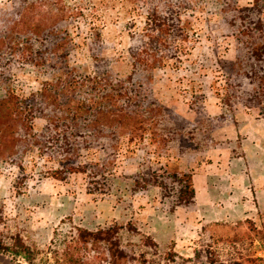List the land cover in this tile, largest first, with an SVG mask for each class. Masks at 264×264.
<instances>
[{
	"label": "rangeland",
	"instance_id": "1",
	"mask_svg": "<svg viewBox=\"0 0 264 264\" xmlns=\"http://www.w3.org/2000/svg\"><path fill=\"white\" fill-rule=\"evenodd\" d=\"M254 5L255 0H0L4 241L22 235L42 251L36 264H46L58 227L61 238L73 224L114 227L125 256L115 263L118 247L100 241L91 245L92 264H208L205 252L196 257L207 247L226 260L261 256L264 264V62L256 64L252 50L261 39L250 30L258 19L264 22V4L263 11L258 6L249 12ZM155 8L168 15L177 10L180 28L173 41L139 62L134 49L149 42ZM48 49L51 56L56 51V64L67 53L77 76L111 74L112 86L119 87L115 94L127 90L123 99L116 97V106L129 104V94L142 111L134 120L118 113L125 121L121 129L115 117L104 120L101 132L84 128L75 161L80 171H70L72 157L38 137L56 115L45 95L52 99L56 68L37 56ZM7 100H25L32 108L27 134L3 117ZM59 171L64 179L56 177ZM195 173L199 194L179 205L185 175ZM0 264L28 262L0 250Z\"/></svg>",
	"mask_w": 264,
	"mask_h": 264
},
{
	"label": "trees",
	"instance_id": "2",
	"mask_svg": "<svg viewBox=\"0 0 264 264\" xmlns=\"http://www.w3.org/2000/svg\"><path fill=\"white\" fill-rule=\"evenodd\" d=\"M263 4L264 0H255V5L248 7V10L249 12L251 10L255 11V7L258 8L259 6L258 10L261 12L263 11ZM172 11L175 14L168 15L161 13L157 8L154 9L152 16L153 24L148 32L149 42L143 44L145 46L143 49L140 46L134 49V55L139 62L152 57L157 47L166 46L170 41H173V31L179 26L180 19L178 11L175 9ZM176 17L178 21L174 20ZM254 23L251 24L252 28L250 30L253 33L256 32L255 36L257 39H261L257 41L259 44L254 47L255 50H252L257 64L264 62V22L262 19H258ZM51 32L57 37L59 36V32L56 29H53ZM252 43L255 44L254 41ZM150 46L153 48H151L152 50H150ZM49 50L38 51L37 56L43 60L45 66L53 67V69L56 68L54 73L57 76V82L53 86L55 91L52 94V99L45 92L47 105L51 104L53 106V112H56V115L55 117H51L50 123L45 127V131L39 134V136L35 133V137L38 136L42 141L40 143H43L47 147L57 149L64 155H70L72 159L69 170L80 171L82 166H76L75 161H77L78 149L82 146L80 137L83 136L84 128L101 132L102 129L106 130L104 120L115 117L114 120L118 121V123L114 124V126L121 129L125 126V121L122 117H119L118 113L123 115V117L134 120L141 117L142 111L136 106L137 104L133 103V97L129 96V94V104L116 106L117 103H114L116 97L119 100L123 99L122 97L127 95V90L115 94L113 90L116 91L119 87L115 88L112 86L113 83L109 80L112 77L111 74L101 77L99 74L95 76H77L75 70L71 68L68 58H66L67 53H64L65 57L60 61V64H56L54 60L56 51L54 49L51 50L50 52L53 55L51 56L47 54ZM30 57V60L35 59L33 54H30ZM260 68L263 69L264 67L261 65ZM256 72L257 70L253 71L252 77L256 75ZM262 75L264 79V71ZM117 84L120 86L121 81L118 80ZM120 89H124L123 83ZM27 104L28 102L25 100L16 102V104L12 100H7L6 103L4 102L1 105L2 107H6V112L3 114V117L7 119L6 122L16 125L18 131L23 134H27V131L33 128L32 121L35 116L32 108ZM111 104H114V109H110ZM39 109L41 111V108ZM136 130L141 131L145 135L143 126H137ZM134 131L133 129L129 134L134 135ZM56 177L59 179L65 178L64 174L60 171L56 173ZM195 197L196 189L193 175H185V186L180 191L178 203L179 205H189L195 201ZM59 230L60 227L55 230L56 236L52 239L46 251L48 253L46 258L48 262L46 264H92L91 245L100 241L118 247L116 259L114 260L115 263H118L119 257L125 256L124 249L121 248V241L118 239L114 240L116 238L115 234L118 233L114 227L90 230L86 227L73 224L70 235L65 238L60 237L62 233ZM1 234L0 250L16 257L22 256L28 264H36V260L42 253L40 248L29 244L20 234L13 236L11 239H14V242L11 243L5 242ZM204 252L207 254L208 264H260L259 262L263 259V257L257 256L249 257L248 259L229 258L226 260L221 258L210 247L196 251V257H204L202 256ZM50 254L53 256V260H51Z\"/></svg>",
	"mask_w": 264,
	"mask_h": 264
},
{
	"label": "crops",
	"instance_id": "3",
	"mask_svg": "<svg viewBox=\"0 0 264 264\" xmlns=\"http://www.w3.org/2000/svg\"><path fill=\"white\" fill-rule=\"evenodd\" d=\"M197 176H198V174H196V173L193 174V182H194V186H195V189H196V192H197V195H198L200 188H199V182H198ZM202 186H203V191H207L208 190L207 188H205L204 184H202Z\"/></svg>",
	"mask_w": 264,
	"mask_h": 264
}]
</instances>
